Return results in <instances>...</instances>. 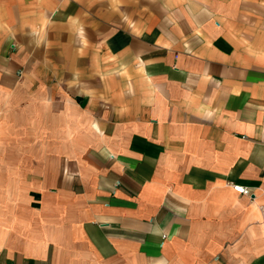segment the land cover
<instances>
[{
    "label": "crops",
    "instance_id": "1",
    "mask_svg": "<svg viewBox=\"0 0 264 264\" xmlns=\"http://www.w3.org/2000/svg\"><path fill=\"white\" fill-rule=\"evenodd\" d=\"M263 205L264 0H0V264H228Z\"/></svg>",
    "mask_w": 264,
    "mask_h": 264
},
{
    "label": "rangeland",
    "instance_id": "2",
    "mask_svg": "<svg viewBox=\"0 0 264 264\" xmlns=\"http://www.w3.org/2000/svg\"><path fill=\"white\" fill-rule=\"evenodd\" d=\"M228 264H264V217L232 245Z\"/></svg>",
    "mask_w": 264,
    "mask_h": 264
},
{
    "label": "built area",
    "instance_id": "3",
    "mask_svg": "<svg viewBox=\"0 0 264 264\" xmlns=\"http://www.w3.org/2000/svg\"><path fill=\"white\" fill-rule=\"evenodd\" d=\"M233 187L237 192H239L241 194H251L249 187H247L246 185H243L241 183H233ZM261 208L264 211V205Z\"/></svg>",
    "mask_w": 264,
    "mask_h": 264
}]
</instances>
